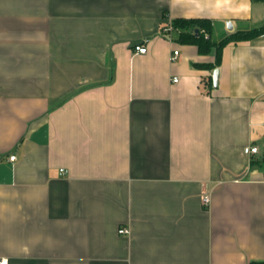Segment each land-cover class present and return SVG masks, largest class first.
<instances>
[{"label":"crops","instance_id":"obj_1","mask_svg":"<svg viewBox=\"0 0 264 264\" xmlns=\"http://www.w3.org/2000/svg\"><path fill=\"white\" fill-rule=\"evenodd\" d=\"M263 24L264 0H0V259L264 260V33L217 64Z\"/></svg>","mask_w":264,"mask_h":264},{"label":"trees","instance_id":"obj_2","mask_svg":"<svg viewBox=\"0 0 264 264\" xmlns=\"http://www.w3.org/2000/svg\"><path fill=\"white\" fill-rule=\"evenodd\" d=\"M173 27H176L180 30L179 35L181 39L195 43L200 51H206L209 46L212 44L209 35L205 37L204 33L209 31V21L203 19H175L173 21ZM195 26L198 29V35L195 34ZM203 29V31H201ZM264 33V24L259 27L250 28L247 30H238L235 31L221 41L217 42V64L219 62V54L223 45L230 41H240L247 40L252 37L258 36ZM264 164V156L260 160ZM249 264H264V260L260 261H250Z\"/></svg>","mask_w":264,"mask_h":264},{"label":"built area","instance_id":"obj_3","mask_svg":"<svg viewBox=\"0 0 264 264\" xmlns=\"http://www.w3.org/2000/svg\"><path fill=\"white\" fill-rule=\"evenodd\" d=\"M170 28H171L170 26H165V27H163L162 30H163V32H165V31L169 30ZM133 50H134L135 52H137V53H145L147 49H146V45H145V43H144V42H141V43H139V44H135V45H133ZM173 54H177V50H174V51H173ZM176 80H177V78L174 77V78H173V81H176ZM249 152H250V153H255V152H257V146H250V147H249ZM9 158H10L11 160H14L15 156H14V155H11V156H9ZM262 177H263V179H264V172L262 173ZM208 200H209V199H208L207 196L204 197V199H203V201H204L205 203H207ZM118 232L124 234V233H127V232H128V229L125 228V227H121V228L118 229ZM0 264H6V260H5V259H0Z\"/></svg>","mask_w":264,"mask_h":264},{"label":"water","instance_id":"obj_4","mask_svg":"<svg viewBox=\"0 0 264 264\" xmlns=\"http://www.w3.org/2000/svg\"><path fill=\"white\" fill-rule=\"evenodd\" d=\"M227 27L231 28V24L229 22L227 23ZM194 32H195V34H198V30L197 29H195ZM217 76H218V70L214 69L213 72H212V84H213V86H215L216 83H217Z\"/></svg>","mask_w":264,"mask_h":264}]
</instances>
